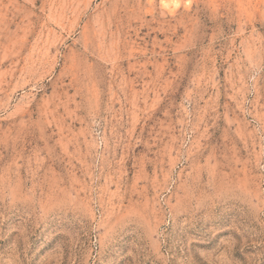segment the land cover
<instances>
[{"label":"rangeland","instance_id":"374dc122","mask_svg":"<svg viewBox=\"0 0 264 264\" xmlns=\"http://www.w3.org/2000/svg\"><path fill=\"white\" fill-rule=\"evenodd\" d=\"M0 264H264V0H0Z\"/></svg>","mask_w":264,"mask_h":264}]
</instances>
